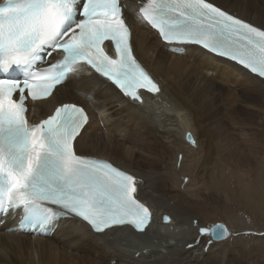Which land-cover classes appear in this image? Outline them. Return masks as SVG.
<instances>
[{
	"label": "bare ground",
	"instance_id": "1",
	"mask_svg": "<svg viewBox=\"0 0 264 264\" xmlns=\"http://www.w3.org/2000/svg\"><path fill=\"white\" fill-rule=\"evenodd\" d=\"M144 2L122 0L134 55L159 83V93H142V102L133 100L91 70L78 69L48 99L28 101L27 118L37 123L61 103L82 106L88 122L75 142L77 153L107 159L130 172L137 180V197L152 213L150 224L144 232L116 227L97 234L69 216L55 222L48 235L32 237L10 230V215L0 227V264H264V249L256 245L264 244L263 189L256 183H264L257 124L264 121V78L194 45L171 51L137 18ZM213 2L264 28V0ZM224 107L249 117L247 148L239 153L228 149L235 147L232 143L216 139L223 133L216 122ZM187 129L192 144L184 140ZM193 154L203 167L207 195L190 191L191 183L179 169ZM243 160L252 171L224 167ZM242 176L249 179L239 185L244 194L238 191ZM221 202L228 210L244 209L253 223L236 216L242 221L231 225L237 235L220 240L201 236L200 229L212 225L205 227V215L212 210L208 203ZM163 214L171 217L169 223H161Z\"/></svg>",
	"mask_w": 264,
	"mask_h": 264
},
{
	"label": "snow or ice",
	"instance_id": "2",
	"mask_svg": "<svg viewBox=\"0 0 264 264\" xmlns=\"http://www.w3.org/2000/svg\"><path fill=\"white\" fill-rule=\"evenodd\" d=\"M124 11L121 0H0V216L22 210L21 229L43 233L69 216L97 234L125 225L144 232L151 222L133 175L77 153L75 142L88 122L82 107L63 104L39 123L27 118L28 99H48L80 65L133 100L142 102L139 89L160 92L133 54ZM137 18L173 50L198 45L264 78V28L213 0H145ZM53 53L60 58L47 62L45 55ZM187 139L194 143L190 133ZM200 234L220 240L230 233L216 224Z\"/></svg>",
	"mask_w": 264,
	"mask_h": 264
},
{
	"label": "rangeland",
	"instance_id": "3",
	"mask_svg": "<svg viewBox=\"0 0 264 264\" xmlns=\"http://www.w3.org/2000/svg\"><path fill=\"white\" fill-rule=\"evenodd\" d=\"M222 111L223 112L220 113L221 118L216 123L222 128L223 133L221 135H217L216 139H222L223 142H230V143H232L233 146L236 147L235 148V147L229 146L228 149H231L233 151L238 150V153H239V151H244L247 148V145L245 142H246V139L248 138V134H247L248 128L246 126V123H249L248 115L242 110H237L236 112H232V113L227 112L225 107L223 108ZM261 116H262V112L260 113L259 117H261ZM257 124H258V131H259L258 137L260 140L261 149L264 151V121L261 120ZM118 141H119V143H123V141H121V142H120V140H118ZM126 144L128 145V143H126ZM130 148H133V147L130 145ZM246 156H247V153H246ZM246 156H245V158H246ZM190 159H191V161H187L183 169L181 166H179V169L182 172L183 177L188 178L185 180V182L188 180L187 183L188 182L191 183V190L190 191H195V192L201 193L202 195H207L208 193L205 192L204 185H203V181L205 179L203 177L204 174H202L203 173V170H202L203 167L200 166L199 156L193 154ZM227 164H230L231 166H234V167H239L242 170L248 169V170L252 171V165H249L248 162L245 160H243L237 164H235V161H234V163L233 162L225 163L224 167H226ZM191 169H192V171H191ZM198 170H199V172H198ZM244 178H246V180H249L248 176H242L240 178L239 183H238V187L241 184V180ZM181 180H182V178H181ZM256 183L260 184V188L263 189L262 195L264 197L263 180L257 179ZM174 187H176V185H174ZM250 187H251V190H256V188L253 187L252 185H250ZM238 191H239V193H242V194L245 193V191L242 188V185L239 187ZM208 204L211 206L212 210L210 211V213H207V215H205V217H207V219H208L205 227L210 226L213 223H222L226 227H228V229H229L228 231L230 233L229 237H233V236L237 235V232H236V229L234 227H232L231 225L235 224V222L236 223L242 222V221L237 219L238 216L242 217L244 222L253 223V221H252L253 218L244 209L236 207L232 210H228V209H226V205L223 204V202L215 203V204L208 203ZM206 245H207V248L210 246V244L208 245V243H206ZM256 245L261 246V247H259V249H264V244L256 243ZM246 248H248V245L246 246ZM260 252H264V250H260ZM263 258H264V256L260 257L261 260ZM256 264H261V262H258Z\"/></svg>",
	"mask_w": 264,
	"mask_h": 264
},
{
	"label": "water",
	"instance_id": "4",
	"mask_svg": "<svg viewBox=\"0 0 264 264\" xmlns=\"http://www.w3.org/2000/svg\"><path fill=\"white\" fill-rule=\"evenodd\" d=\"M179 114H180V113H179ZM189 133L191 134V136H192V138H193L192 133L190 132V130L187 129V130L184 132V140H185L186 142L192 144L193 142H190V141L187 139V136H188ZM193 141H194V138H193ZM165 216L169 217L170 219H169L168 221H165V219H164ZM170 221H171V217H170L169 215H167V214H163V215L161 216V223L166 224V223H169ZM216 224H222V223H213L210 227H212L213 225H216ZM224 226H225V225H224ZM210 227H209V228H210ZM209 236H210V238L212 239L211 235H209ZM212 240H215V239H212Z\"/></svg>",
	"mask_w": 264,
	"mask_h": 264
}]
</instances>
